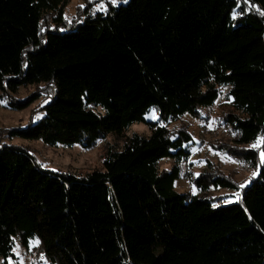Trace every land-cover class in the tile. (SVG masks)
<instances>
[{
	"label": "trees",
	"instance_id": "1",
	"mask_svg": "<svg viewBox=\"0 0 264 264\" xmlns=\"http://www.w3.org/2000/svg\"><path fill=\"white\" fill-rule=\"evenodd\" d=\"M71 1L0 0V90L54 87L45 116L12 134L89 148L137 122L151 133L108 144L103 168L81 176L0 145L3 264L17 237L28 249L38 239L52 264H264V161L240 202L215 207L176 190L193 137L169 128L200 117L228 87L240 155L261 163L248 146L264 141V0H129L69 22ZM152 107L160 117L149 122ZM165 157L171 169H160Z\"/></svg>",
	"mask_w": 264,
	"mask_h": 264
},
{
	"label": "rangeland",
	"instance_id": "2",
	"mask_svg": "<svg viewBox=\"0 0 264 264\" xmlns=\"http://www.w3.org/2000/svg\"><path fill=\"white\" fill-rule=\"evenodd\" d=\"M128 1L117 0V3L113 4L112 0H72L66 7L65 17L69 22H73L74 19L82 16L85 9L106 11L110 4L119 6ZM46 25L52 24L46 23ZM65 30L66 28H61V32ZM220 89L217 101L212 106L201 109L200 117L185 115L169 125L172 132L187 130L193 137L191 156L181 163L180 177L175 181L176 190L180 193L209 198L215 207L240 202L243 188L249 186L253 177L259 175L263 162L261 160V163L255 167L240 155L244 148L237 144L238 133L228 121L229 114H234L230 100L227 98L229 88ZM53 92V85L46 83L33 86L23 85L17 93L11 94L0 90V145L26 147L43 168L81 176L95 169L103 168L108 144H115L121 148L126 136L135 132L147 135L151 133L147 122H137L122 137L116 138L113 135H108L99 139L89 148L83 147L81 144L52 146L45 143L43 139L30 140L12 134V131L34 125L45 116L46 111L43 109L52 101ZM13 98L18 102H30L23 109L13 108L10 105ZM159 117L160 114L156 107H152L145 115L149 122L158 121ZM261 141L263 139L258 138L248 146L257 145L255 148L259 149L260 158L263 152ZM174 163V158L165 157L160 160V169H171ZM217 176L230 179L237 184V187L225 186L220 182H218L219 185L212 184L210 179ZM198 180L204 181L208 188H205ZM30 246L31 249H28L21 242L20 237H17L13 248L14 256L9 258V262L11 264H52L42 254V247L38 239L33 240ZM3 262L4 259L0 258V264Z\"/></svg>",
	"mask_w": 264,
	"mask_h": 264
},
{
	"label": "snow or ice",
	"instance_id": "3",
	"mask_svg": "<svg viewBox=\"0 0 264 264\" xmlns=\"http://www.w3.org/2000/svg\"><path fill=\"white\" fill-rule=\"evenodd\" d=\"M124 2H126V0H124ZM112 3L113 4H116L117 3V0H112ZM261 14H264V13H261ZM235 135V133H234ZM262 143H264V141H261ZM257 145H253V147H256ZM261 160L264 161V152L261 153ZM255 175V173H254Z\"/></svg>",
	"mask_w": 264,
	"mask_h": 264
}]
</instances>
